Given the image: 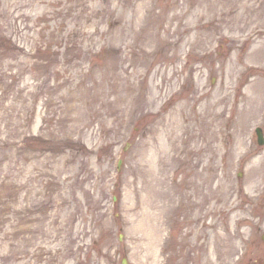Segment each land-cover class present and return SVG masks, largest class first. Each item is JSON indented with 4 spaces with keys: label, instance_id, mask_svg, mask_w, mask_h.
<instances>
[{
    "label": "rangeland",
    "instance_id": "1",
    "mask_svg": "<svg viewBox=\"0 0 264 264\" xmlns=\"http://www.w3.org/2000/svg\"><path fill=\"white\" fill-rule=\"evenodd\" d=\"M246 1L0 0V264H264Z\"/></svg>",
    "mask_w": 264,
    "mask_h": 264
},
{
    "label": "bare ground",
    "instance_id": "2",
    "mask_svg": "<svg viewBox=\"0 0 264 264\" xmlns=\"http://www.w3.org/2000/svg\"><path fill=\"white\" fill-rule=\"evenodd\" d=\"M248 1L251 2V0H247L246 2L248 3ZM259 1L260 0H257L256 3L259 2ZM244 7H247V4H245ZM256 11L257 10L255 9L254 5L253 4H251V5L249 4L247 8H245V9L243 8L242 10H240V12H237L238 13L237 14L238 21H239L238 23H240V25H242L243 27L244 26L249 27V26H253V25L256 26V27H254L255 28L254 30H257V31L255 32V34L251 35V37L249 39L251 40V42L257 43V45H258L257 46V49L258 50H260V47H262L261 50L264 51V29H263V26L259 22H257L258 21V16L256 14ZM228 19H231V18L229 17ZM248 30H250V27L248 28ZM249 56L251 57L252 54H248L246 60H249L250 59ZM261 60H263V58ZM257 85L264 86V84L262 83V81L261 82H254L252 84V89L253 90H252L250 96L248 98H246L245 100H246V103L248 105H252V104L255 103V106H258L262 110V108L264 107V90H262L263 87H261L262 89H259L257 87ZM218 101H221V98L218 99L217 101L215 100L214 103H209L208 102V103H206V105L201 106V108L199 110H197L196 115L194 117H192V121L195 120V118L200 117V115H207V116L209 115V116H211L212 113L218 114L219 111H217V110H219V108H216L213 111V109L215 107H218V105H219V102ZM205 106H206V110L202 112V108L205 107ZM174 112H178V111H175L174 110ZM220 113H222V112H220ZM253 114H255V113H253ZM253 114H251V115H253ZM216 119H217V117L216 118H212V121L214 122ZM174 123L177 124V128H180V126H181L180 125V120L177 117H175ZM187 128L191 131L190 136H189L190 139L197 138L199 140L200 139H203V141H207L206 142L207 145L202 146V147H199V151H202V150L204 151V150H206L207 148H209L212 145V142H211V144H210V142H208V141L212 140V138H213V135L212 134L204 135V136L202 135V136H199V137L198 136L195 137V134L192 131V128L191 127H187V126L184 127V129H187ZM178 136L179 135L175 136L174 138H171L172 143H174V145H175L174 146L175 148H176V141H178V138H179ZM239 141L240 142L238 144L237 151H240L241 148H243V147L245 148L246 147V144H245L246 142L243 139H239ZM234 150H235L234 148L233 149L231 148V150L226 151L224 153V155H227L228 158H230V157L232 158L231 160H228V161L234 160V158L240 154L238 152V153H236L237 155L235 156V151ZM214 155H216V154H214V153L211 154L210 157H209V159L211 160L212 157H214ZM201 169L202 170L200 171V173L202 174V173H204L205 171H207L209 169V165H204L203 168H201ZM213 172H215V171H213ZM214 178H215L214 176H211V177L209 176V177L205 178L208 186L211 184V182L214 180ZM219 178H221V177H219ZM196 183L197 182H195V184ZM200 186H204V185L200 183L199 184V187ZM220 187H221V184L218 183L217 188H215V189H213V187H211V188L214 190L215 193H223V192L225 193L224 188L221 189L222 187L221 188ZM211 188L209 189V191L212 190ZM208 193H206V194L203 193L202 194V192H197V200H196L195 203L198 206V208L202 207V205L206 202V199H210V197L208 196ZM219 197H220V195H219ZM216 198L217 197H215V199ZM147 201H148V204H150L152 206V202H151L152 200H151L150 197L147 198ZM206 208L207 209L205 211H207L209 213H211L212 211H215V206L214 205H212L211 208H209V207H206ZM221 208L223 210H225V211H229V210H232L233 208H235V206H234V203L233 202L227 201V202H225V204ZM147 236H148V239H150V240L153 239V236L152 235L147 234Z\"/></svg>",
    "mask_w": 264,
    "mask_h": 264
},
{
    "label": "water",
    "instance_id": "3",
    "mask_svg": "<svg viewBox=\"0 0 264 264\" xmlns=\"http://www.w3.org/2000/svg\"><path fill=\"white\" fill-rule=\"evenodd\" d=\"M262 133H260V144L264 143V138L263 136L261 135ZM264 238V237H263Z\"/></svg>",
    "mask_w": 264,
    "mask_h": 264
}]
</instances>
